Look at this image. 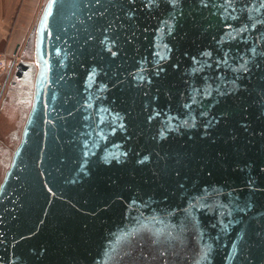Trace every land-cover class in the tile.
<instances>
[{
    "label": "water",
    "instance_id": "water-1",
    "mask_svg": "<svg viewBox=\"0 0 264 264\" xmlns=\"http://www.w3.org/2000/svg\"><path fill=\"white\" fill-rule=\"evenodd\" d=\"M27 46L0 264H264V0H44Z\"/></svg>",
    "mask_w": 264,
    "mask_h": 264
},
{
    "label": "crops",
    "instance_id": "crops-1",
    "mask_svg": "<svg viewBox=\"0 0 264 264\" xmlns=\"http://www.w3.org/2000/svg\"><path fill=\"white\" fill-rule=\"evenodd\" d=\"M43 1L44 0H0V52L16 56L19 53V49L21 50L22 47H25L26 39L35 22ZM19 45L20 47H18ZM6 77L7 74L4 76L1 84L4 85L7 80ZM9 78L8 85L12 79H14L13 74H10ZM13 109L14 107L12 110ZM15 112L16 111H14V113L13 111H9V114L2 116V128L6 133L8 132L7 134L9 135L15 132L18 128L17 123L21 117L18 112ZM9 120H13L15 122V125L12 128L9 127ZM3 149L9 150V148ZM5 150L0 153L3 171H6L3 162L4 155L7 156V152ZM1 154L4 155L2 156Z\"/></svg>",
    "mask_w": 264,
    "mask_h": 264
},
{
    "label": "flooded vegetation",
    "instance_id": "flooded-vegetation-1",
    "mask_svg": "<svg viewBox=\"0 0 264 264\" xmlns=\"http://www.w3.org/2000/svg\"><path fill=\"white\" fill-rule=\"evenodd\" d=\"M32 50L31 47L27 46L26 48H23V51L20 52V57H17L18 61L25 60V61H30L32 60ZM15 65L14 61L11 63L10 68L7 72V80L5 81L4 85L0 84V103L1 107L3 108L1 113H0V118L3 115L9 114V111H16L15 113L20 114V120L18 121V128L15 130V132L10 134L11 138V143L12 147L9 148V150H5L0 147V153L3 152L4 150L7 152V156L4 154H1L2 156L4 155L3 162L5 165V168L7 169V165L9 163L10 157L16 147V145L19 142V138L21 135V131L23 128L24 120L25 117L28 113L29 107H30V96L27 94V91H29V87H21L19 86V81L12 79L10 84L8 85L9 81V75L12 74V68ZM14 109L12 110V108Z\"/></svg>",
    "mask_w": 264,
    "mask_h": 264
},
{
    "label": "rangeland",
    "instance_id": "rangeland-1",
    "mask_svg": "<svg viewBox=\"0 0 264 264\" xmlns=\"http://www.w3.org/2000/svg\"><path fill=\"white\" fill-rule=\"evenodd\" d=\"M42 6V5H41ZM41 8V7H40ZM40 10V9H39ZM39 12V11H38ZM37 17V16H36ZM36 20V19H35ZM35 23V22H34ZM34 25V24H33ZM23 48V47H22ZM21 48V50L19 49V53H18V55H16V57H20V52H22L23 51V49ZM17 60V62H18V59H16ZM4 78V77H3ZM2 80L3 79H1L0 80V84H1V82H2ZM2 107H1V103H0V113H1V111H2ZM11 118V117H10ZM2 116H1V118H0V147L1 148H11L13 145H12V143H11V138H10V135L9 134H7L6 132H5V130H3V128H2ZM5 121H6V119H5ZM8 124H9V127L10 128H12L14 125H15V122L13 121V120H9V122H8ZM10 132V131H9ZM2 161H1V158H0V183H1V181H2V179H3V174H4V172L5 171H3V165H2V163H1Z\"/></svg>",
    "mask_w": 264,
    "mask_h": 264
},
{
    "label": "built area",
    "instance_id": "built-area-1",
    "mask_svg": "<svg viewBox=\"0 0 264 264\" xmlns=\"http://www.w3.org/2000/svg\"><path fill=\"white\" fill-rule=\"evenodd\" d=\"M17 57L5 52H0V80L7 74L11 63H17Z\"/></svg>",
    "mask_w": 264,
    "mask_h": 264
}]
</instances>
